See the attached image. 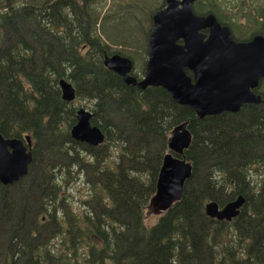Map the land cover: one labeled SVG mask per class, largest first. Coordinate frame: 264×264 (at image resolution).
<instances>
[{
    "label": "trees",
    "instance_id": "trees-1",
    "mask_svg": "<svg viewBox=\"0 0 264 264\" xmlns=\"http://www.w3.org/2000/svg\"><path fill=\"white\" fill-rule=\"evenodd\" d=\"M155 1L140 20L136 0H0V134L29 136L33 145L27 175L0 184V264H259V183L248 169L264 164V102L244 118L198 119L162 89L127 86L103 65L117 54L139 70L151 15L163 5ZM223 1L196 0L192 12L236 29ZM257 1L248 14L264 38V0ZM119 17L128 25L115 26ZM59 79L73 86L72 102L61 100ZM259 96L264 101V79ZM82 102L104 135L99 146L70 138ZM185 121L192 174L180 200L147 225L167 140ZM70 170L87 190L78 216L62 193ZM237 195L242 230L205 215V203L220 208Z\"/></svg>",
    "mask_w": 264,
    "mask_h": 264
},
{
    "label": "water",
    "instance_id": "water-1",
    "mask_svg": "<svg viewBox=\"0 0 264 264\" xmlns=\"http://www.w3.org/2000/svg\"><path fill=\"white\" fill-rule=\"evenodd\" d=\"M196 0H163V8L151 15L148 60L143 78L137 82L130 74L131 61L120 55L105 56L104 67L121 78L127 86L144 90L161 88L177 105L191 109L199 118L236 110L242 103H260L249 93L256 81L264 79V38L254 36L246 43L231 39L226 26L212 14L197 16L192 12ZM207 30L208 33H202ZM182 44L178 45L177 41ZM191 71V81L184 73ZM60 98L72 102L73 86L59 79ZM92 113L78 108L75 124L70 128L71 140L89 147L104 142L103 133L90 125ZM186 123L175 126L167 141L170 153L163 156L157 175L155 192L148 207L153 214L170 209L180 200L192 166L182 156L190 144ZM30 139L5 138L0 134V184L12 186L28 173L32 163ZM171 153H174L172 155ZM244 199L238 196L222 207L213 202L204 205L210 219L229 222L236 218Z\"/></svg>",
    "mask_w": 264,
    "mask_h": 264
},
{
    "label": "flooded vegetation",
    "instance_id": "flooded-vegetation-1",
    "mask_svg": "<svg viewBox=\"0 0 264 264\" xmlns=\"http://www.w3.org/2000/svg\"><path fill=\"white\" fill-rule=\"evenodd\" d=\"M230 2L232 3V0H228V3H229V6H230ZM163 8V5L162 7ZM160 8V9H161ZM231 8V7H230ZM247 16V15H246ZM247 22L249 24L248 28L249 29H252L253 27V17L252 16H247ZM222 26H226L228 28V31L230 33V36H231V39L234 41V42H237V43H246L248 41H250L254 36H259V33H255L254 31L252 32H249L248 34L247 33H240L237 29L233 28L232 26L230 25H225V24H221ZM236 25V24H235ZM237 27H239L238 25H236ZM152 29V28H151ZM202 33L204 34H207L208 31L207 30H203ZM150 35V34H149ZM247 36V37H245ZM149 36H148V39H147V47L143 50L144 52V63L142 66H140L139 70L136 69L135 67V64H134V61L133 60H130L131 61V64H132V69H131V72L129 75H131L132 77L135 78V80L137 82H139L143 76H144V73H145V66H146V63H147V60H148V52H149ZM177 44L178 45H181L182 42L181 40L177 41ZM185 75L187 77L190 78V80L192 81L193 80V75L191 73V71L189 70H185L184 71ZM261 84V81L259 82L256 81V86L254 87H250L249 88V93H251L253 95L254 98L256 99H259V86ZM136 88V87H134ZM147 88H159V87H147ZM146 88V89H147ZM137 89V88H136ZM161 89V88H160ZM260 103L256 104V103H252V102H245V103H242L236 110H228V111H223L219 114H216V115H208V116H204L202 118H199L191 109V111L194 113V115L198 118V119H203V118H206V117H211V116H219L221 114H225V115H234V116H241L242 118L245 117V114H243L242 112L247 108V107H251V106H254L255 108H259V105H261L264 101L261 99L260 97ZM187 108V107H186ZM189 109V108H188ZM259 110V109H258ZM89 111V110H88ZM259 119V114L256 115V120ZM255 121V120H254ZM253 122V121H252ZM257 122V121H255ZM186 123V128L187 130L189 131L190 135H191V140H190V144H191V141H192V134L188 128V122H182V123H179V124H184ZM178 124V125H179ZM257 125L256 128H259V122L256 123ZM177 126V125H176ZM175 127V126H174ZM173 127V128H174ZM172 128V129H173ZM255 128V129H256ZM254 129V130H255ZM172 131V130H171ZM171 133V132H170ZM26 136L24 137H21L19 139H24ZM29 137V136H28ZM170 137V136H169ZM13 138V137H11ZM30 139V137H29ZM169 139V138H168ZM168 141V140H167ZM30 147H32V141L30 140ZM189 144V146H190ZM188 146V148H189ZM187 148V149H188ZM186 149V150H187ZM183 151V157L185 158V160L187 161L186 157H185V151ZM30 151H31V148H30ZM32 153V152H31ZM167 153H170L168 151V148H167ZM166 153V154H167ZM172 155H174V153H171ZM189 162V161H187ZM190 163V162H189ZM191 164V163H190ZM192 166V164H191ZM248 177L252 180V181H256L257 183H259V260L257 262H259V264H264V164H259V163H252L249 165V169H248ZM16 184V183H15ZM14 185V184H13ZM252 185V183H251ZM254 190L257 191V187H254ZM238 196H242V195H237L235 198H237ZM210 202V201H209ZM239 216V214H238ZM237 216V217H238ZM236 217V218H237ZM236 218H233L231 221L227 222L230 226V228L232 229V231L234 230H237L238 228L240 230H242L239 226L240 224H238L237 222H235V219Z\"/></svg>",
    "mask_w": 264,
    "mask_h": 264
},
{
    "label": "rangeland",
    "instance_id": "rangeland-1",
    "mask_svg": "<svg viewBox=\"0 0 264 264\" xmlns=\"http://www.w3.org/2000/svg\"><path fill=\"white\" fill-rule=\"evenodd\" d=\"M136 1H138V3H139L138 6L140 8V11H139V13H137L136 17H138L140 20H143L144 16H146V15H144V13L148 14V12L151 9L156 7V1L155 0L154 1L153 0H144V1L136 0ZM159 1L161 2V0H159ZM250 1L253 3V1H257V0H232V3L230 2V6L228 3V0L223 1L224 13L222 15L224 17H226L227 20L233 19V22L239 26L236 29L240 33L252 32L258 28V26H255V28H252V29L248 28V26H249V24L247 22V16H249L248 10L251 9L250 6H252ZM225 2H227L228 4H225ZM257 2L259 3V0ZM226 7L228 8L227 10H226ZM254 15H255V11H252V16L254 17ZM114 23H115V26H117L118 28H123L126 25H128V22L123 21V18H120V17L115 18ZM145 26L146 25H143L142 28L144 29ZM134 35H138V31L135 30ZM83 105H84L83 102L77 104V106H79L78 108L82 107ZM82 108H85V105ZM78 174L79 173L73 175V172L71 170L69 171L68 186L62 192L65 194H69V200H68L69 205H68V207L76 216H78L79 214L82 213L83 209L81 208L80 200L85 199V197L87 195L86 187L83 184L84 179L79 177ZM158 216H159V214H153L151 210L148 211L145 214V223L147 225L154 224L156 222ZM59 218H60V215H59ZM58 241H59V239L54 240L53 244L55 246H58L59 245Z\"/></svg>",
    "mask_w": 264,
    "mask_h": 264
},
{
    "label": "bare ground",
    "instance_id": "bare-ground-1",
    "mask_svg": "<svg viewBox=\"0 0 264 264\" xmlns=\"http://www.w3.org/2000/svg\"><path fill=\"white\" fill-rule=\"evenodd\" d=\"M252 10V9H251ZM253 11V10H252ZM215 220V219H214ZM217 221V220H216ZM225 222V221H224Z\"/></svg>",
    "mask_w": 264,
    "mask_h": 264
}]
</instances>
